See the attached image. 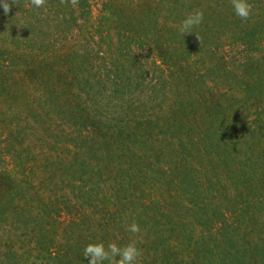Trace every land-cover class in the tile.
Instances as JSON below:
<instances>
[{
	"label": "trees",
	"instance_id": "16d2710c",
	"mask_svg": "<svg viewBox=\"0 0 264 264\" xmlns=\"http://www.w3.org/2000/svg\"><path fill=\"white\" fill-rule=\"evenodd\" d=\"M3 2L0 264H264V0Z\"/></svg>",
	"mask_w": 264,
	"mask_h": 264
},
{
	"label": "clouds",
	"instance_id": "9594fccd",
	"mask_svg": "<svg viewBox=\"0 0 264 264\" xmlns=\"http://www.w3.org/2000/svg\"><path fill=\"white\" fill-rule=\"evenodd\" d=\"M13 2L15 3V0ZM59 2L64 6H68L69 4L76 6L78 4V0H59ZM230 3L234 14L242 21H247L251 18L253 5L250 3V0H230ZM45 4L46 0H29L26 7L41 9ZM3 9L5 13H8L10 10L7 0L3 2ZM203 19V11L195 10L180 21L178 31L181 35L194 33L193 29L201 25ZM124 227L126 231L133 234H138L141 231L139 224L135 221L131 224H125ZM82 255L88 258V264H141L143 251L137 247L135 240L123 246L115 242H109L107 245L104 242H96L88 243L84 247Z\"/></svg>",
	"mask_w": 264,
	"mask_h": 264
}]
</instances>
